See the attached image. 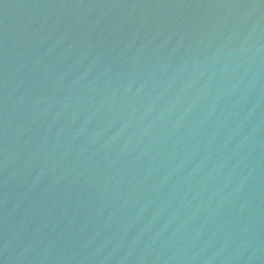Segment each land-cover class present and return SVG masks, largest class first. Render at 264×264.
Masks as SVG:
<instances>
[{"label": "water", "instance_id": "95a60500", "mask_svg": "<svg viewBox=\"0 0 264 264\" xmlns=\"http://www.w3.org/2000/svg\"><path fill=\"white\" fill-rule=\"evenodd\" d=\"M0 264H264V0H0Z\"/></svg>", "mask_w": 264, "mask_h": 264}]
</instances>
